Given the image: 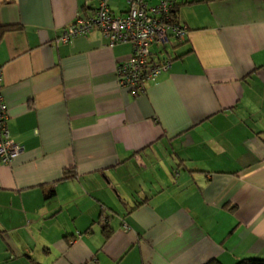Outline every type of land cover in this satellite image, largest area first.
Masks as SVG:
<instances>
[{"label": "crops", "instance_id": "crops-1", "mask_svg": "<svg viewBox=\"0 0 264 264\" xmlns=\"http://www.w3.org/2000/svg\"><path fill=\"white\" fill-rule=\"evenodd\" d=\"M100 1L0 0L15 26L1 88L25 148L0 163V264L264 258V0H176L187 39L138 95L117 78L131 43L56 42Z\"/></svg>", "mask_w": 264, "mask_h": 264}, {"label": "built area", "instance_id": "built-area-1", "mask_svg": "<svg viewBox=\"0 0 264 264\" xmlns=\"http://www.w3.org/2000/svg\"><path fill=\"white\" fill-rule=\"evenodd\" d=\"M125 14L116 15L108 0H101L92 16L77 17L67 25L56 39L57 43H69L77 36L87 35L94 29L102 32L110 45L131 43V55L117 66L119 85L134 95L145 92L146 83L156 80L170 70L172 57L167 45L186 41L189 27L175 13L176 0H127ZM158 47L159 54L154 51ZM0 68V163H10L25 148L11 136L8 126V105L4 100ZM127 227V224H125Z\"/></svg>", "mask_w": 264, "mask_h": 264}, {"label": "trees", "instance_id": "trees-1", "mask_svg": "<svg viewBox=\"0 0 264 264\" xmlns=\"http://www.w3.org/2000/svg\"><path fill=\"white\" fill-rule=\"evenodd\" d=\"M176 9V6H175ZM15 26H11V25H3L0 23V39L2 38L3 34L7 31L10 30L12 28H14ZM110 231L106 230V235H109ZM204 264H223L220 260L218 259H210L209 261H207ZM235 264H264V258L261 257H245L240 259L237 263Z\"/></svg>", "mask_w": 264, "mask_h": 264}, {"label": "rangeland", "instance_id": "rangeland-1", "mask_svg": "<svg viewBox=\"0 0 264 264\" xmlns=\"http://www.w3.org/2000/svg\"><path fill=\"white\" fill-rule=\"evenodd\" d=\"M167 46H169V45H167ZM168 48V47H167ZM172 53L174 52V51H171Z\"/></svg>", "mask_w": 264, "mask_h": 264}]
</instances>
